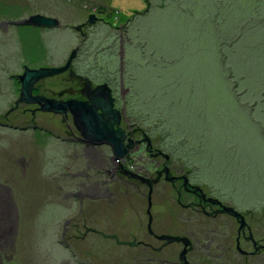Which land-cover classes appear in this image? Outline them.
<instances>
[{
  "label": "rangeland",
  "instance_id": "374dc122",
  "mask_svg": "<svg viewBox=\"0 0 264 264\" xmlns=\"http://www.w3.org/2000/svg\"><path fill=\"white\" fill-rule=\"evenodd\" d=\"M241 1L245 4V13L250 11L253 15L249 0H233V7L227 10L239 20L238 13L244 5ZM201 2L205 0H187V5L197 7L201 14L207 7ZM147 9L146 0H0V264H62L68 252L59 244V232L65 220L74 218L76 223L84 218L83 215L77 218V212L74 213L77 207L74 199L65 197L67 185L62 173L74 161L67 157L61 137H54L55 133L74 129L73 119L64 122L58 114L44 112L35 118L42 129L22 132L15 129L16 126H7V121L10 124L20 122L21 118L31 120V114L25 112L29 104L17 105L22 86L18 76L26 67L64 66L74 48L83 41L76 30L85 34L94 16L119 27ZM41 14L57 18L61 26L39 28L11 23ZM174 15L172 12L164 15V11L151 13L148 33H141L144 38L147 36L151 47L176 60L170 64L158 60L150 69L143 65L145 71H138L139 94L144 107L162 115L150 116L146 111L150 119L143 122L132 118V121L140 122L158 141L176 143L174 156L195 166V177L223 189L219 194L228 191L234 207L249 208L246 203L264 195V113L261 107L255 112L247 109L243 101L234 97L216 57L213 46L217 37L211 32L210 24L203 25L202 40H196L190 37L192 23H186L184 15L179 20ZM65 26L76 27L73 28L74 40L72 34L62 30ZM199 45L203 49L196 53L193 49ZM259 45L263 49L264 40ZM248 57L250 59L240 61L239 68L246 73L247 82L260 88L264 83V57ZM75 62L80 63L79 58ZM119 68L118 65L116 70ZM73 72L75 76L79 74L77 69ZM127 87L130 86L125 89ZM34 88L42 95L76 100L82 97L85 86L84 81L66 71L45 78ZM115 94H120L119 89ZM259 101L264 106V100ZM133 104L130 109L135 110L139 105ZM127 112L131 113L129 108ZM184 136L189 142L181 145L179 140L184 141ZM140 199L131 190L116 203L106 200L93 212L89 224L107 233L120 232L125 227L136 231L141 223L138 217L147 222L145 204ZM92 204L95 202H90ZM132 204L138 206L139 214ZM254 206L263 209L264 203L257 201ZM255 216L250 223L257 227V238L264 242V227L259 228V223H264V210L263 213L257 211ZM79 246L81 251L88 249L94 253L96 264L103 260L106 264H123V256L135 251L96 233H90ZM261 255L264 254L258 253L251 260L264 261Z\"/></svg>",
  "mask_w": 264,
  "mask_h": 264
},
{
  "label": "flooded vegetation",
  "instance_id": "af4514ba",
  "mask_svg": "<svg viewBox=\"0 0 264 264\" xmlns=\"http://www.w3.org/2000/svg\"><path fill=\"white\" fill-rule=\"evenodd\" d=\"M76 75L77 79L83 81L82 77L85 76ZM98 84L92 81L94 87ZM119 84L120 94H115L118 90L116 88L113 89V95L115 106L122 116L117 129L123 130V146L128 150L122 159H116L114 149L108 144L84 142L75 123L71 131L54 134L56 138L61 137L67 157L74 161L62 173L67 185L65 197L74 199L73 204L77 207L74 208L76 211L73 208L71 211L77 212V218H80L79 215L84 217L82 222L76 223L73 222L74 218L65 220L59 232V244L68 252L62 264L98 262L92 251H81L82 247L79 246L90 233L100 234L135 249L123 256V264H264V261L259 260L257 263L251 260L258 253L264 254V242L257 238V227L250 223L251 217H256L257 211L263 213L264 208L249 207L241 210L234 207L229 196L223 192L218 193L222 189L195 177V166L174 156L163 145L162 139L159 142L152 132L132 121L127 112L128 91L125 89L123 75L120 76ZM34 91L35 95L40 94ZM57 99L66 101L70 98ZM76 99L87 101L83 95ZM25 112L31 114V120L21 118L18 119L20 122L13 121L10 124L7 121V126H16L15 129L22 132L42 129L35 120L39 113H44L39 105L29 104ZM58 115L64 122L70 118L74 122L71 112ZM134 162L138 163L135 165ZM131 190L141 198V202L143 200V210L147 212L146 223L138 217V222H141L138 230L125 227L121 231L118 229L121 233L116 230L103 233L98 227L89 224V219L98 210L100 203L106 200L116 203L122 195H129ZM92 201L95 205H90ZM132 208L137 211L138 206L132 204ZM85 210L87 214L84 215ZM259 225V228L264 227V223ZM168 236L176 239H167ZM261 256L264 260V255ZM101 264H106V260Z\"/></svg>",
  "mask_w": 264,
  "mask_h": 264
},
{
  "label": "trees",
  "instance_id": "16d2710c",
  "mask_svg": "<svg viewBox=\"0 0 264 264\" xmlns=\"http://www.w3.org/2000/svg\"><path fill=\"white\" fill-rule=\"evenodd\" d=\"M146 1L148 2V9L145 12L135 14L132 19H129L124 24L125 26L120 25L119 27H115L113 23L94 16L90 19L91 26L84 32L85 34H82L78 30L76 32L74 30L76 27H62V30H67L72 34L73 40L76 33L78 38L80 37L79 33L83 36V41L81 40L80 44L74 48L77 55L73 61V65L80 75L83 74L84 76L87 74L89 76H86L95 82L110 84L112 90L119 89V79L123 75L125 86L131 87H127L126 98L129 112H131L129 116L133 119H140L143 122L150 119L151 114L161 116L162 114L150 111L144 107L142 96L139 94L138 71H145L142 69L143 65L147 66V69H150L151 66L158 64V60L169 64L170 61L174 62L176 60L168 58L165 53H159L156 48L151 47L147 36L145 35L144 38L141 33H148L149 18H151V16H148L151 13L164 11V15L169 14V12H172L174 15L175 12L174 17L177 20L181 19L180 17L184 15L186 17L185 22L192 23L190 37L193 39L202 40L203 33L200 29L203 28V25L210 24L211 32L217 37L213 46L216 57L219 60L222 73L224 72L225 78L230 82L234 97H237L240 102L243 101V104H245L243 106L247 109L255 112L258 107H261L264 113V106L259 104V99L264 100V83H261L260 89L259 86L247 82L246 73L239 68L240 61L242 59H250L249 55H254V58L259 56L264 57V48H259L261 47L259 45L260 41L264 40V0H249L252 4V16L250 11L245 13V4L241 1V4L244 5L238 13L241 16L240 20L235 15H230L227 10V8L233 7V0H205V2L200 3L207 6L201 14L197 7L188 6L187 0ZM181 49L184 51L182 47ZM202 49L199 45L193 50L196 53H201ZM121 51L124 52L123 58ZM256 52H258V55L260 53V55L257 56ZM78 58L80 63L77 64L75 61ZM118 65L120 68L116 70ZM83 70H85L84 73L81 72ZM232 78L234 80H231ZM260 94L261 96L259 97ZM132 102H134L133 105H139L135 107V110L134 107L130 109ZM146 111H149L150 116L148 118ZM138 123L140 124V122ZM172 135L174 136L175 134ZM184 138V141L179 140L181 145L189 142L187 137L184 136ZM163 145L175 155L174 151L178 146L176 143L168 142L165 144L164 140ZM223 192L229 196L228 191ZM231 200L233 202V198ZM257 201L261 202V204L264 203V195L261 198L253 199L245 205L251 206V209L261 208L254 206Z\"/></svg>",
  "mask_w": 264,
  "mask_h": 264
},
{
  "label": "water",
  "instance_id": "95a60500",
  "mask_svg": "<svg viewBox=\"0 0 264 264\" xmlns=\"http://www.w3.org/2000/svg\"><path fill=\"white\" fill-rule=\"evenodd\" d=\"M15 25H27L39 28L59 27L61 23L57 18L48 17L43 14L30 16L29 19H22L19 22H11ZM76 50L72 52L69 60L61 67H43L40 69L26 67L25 72L18 76L21 82V95L17 105L21 103L37 104L42 112L66 115L71 112L77 129L80 130L84 142L100 145L108 144L114 149L116 159H122L128 152L123 146L124 133L121 128L117 129L121 121V111L115 106V96L110 84L92 85L90 78L82 77L85 88L82 95L87 101L78 99L59 100L46 95L34 94V86L45 78H53L56 75L71 72L72 63L76 57ZM124 53L122 52V58ZM234 210V208H231ZM115 237V236H111ZM167 239L176 238L168 236Z\"/></svg>",
  "mask_w": 264,
  "mask_h": 264
},
{
  "label": "bare ground",
  "instance_id": "6f19581e",
  "mask_svg": "<svg viewBox=\"0 0 264 264\" xmlns=\"http://www.w3.org/2000/svg\"><path fill=\"white\" fill-rule=\"evenodd\" d=\"M3 212V211H2Z\"/></svg>",
  "mask_w": 264,
  "mask_h": 264
}]
</instances>
